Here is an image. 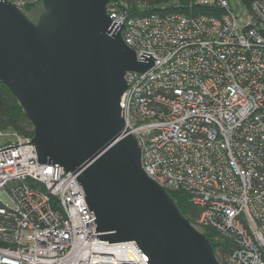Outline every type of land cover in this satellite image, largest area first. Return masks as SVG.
<instances>
[{
	"label": "built area",
	"instance_id": "obj_1",
	"mask_svg": "<svg viewBox=\"0 0 264 264\" xmlns=\"http://www.w3.org/2000/svg\"><path fill=\"white\" fill-rule=\"evenodd\" d=\"M6 1L30 19L43 10L42 0ZM195 5L212 12L134 16L109 0L138 61L156 59L125 76L126 126L147 176L199 210L194 227L221 262L264 264V0ZM2 136L13 140L0 145V264H148L134 241L97 239L82 186L39 163L33 137Z\"/></svg>",
	"mask_w": 264,
	"mask_h": 264
},
{
	"label": "water",
	"instance_id": "obj_2",
	"mask_svg": "<svg viewBox=\"0 0 264 264\" xmlns=\"http://www.w3.org/2000/svg\"><path fill=\"white\" fill-rule=\"evenodd\" d=\"M34 21L0 1V83L33 128L39 163L76 177L97 239L134 241L148 264H221L211 241L142 169L121 99L128 72L156 59L129 48L109 0H42ZM30 144V143H29Z\"/></svg>",
	"mask_w": 264,
	"mask_h": 264
},
{
	"label": "trees",
	"instance_id": "obj_3",
	"mask_svg": "<svg viewBox=\"0 0 264 264\" xmlns=\"http://www.w3.org/2000/svg\"><path fill=\"white\" fill-rule=\"evenodd\" d=\"M122 9H128L134 16L183 14L186 16L210 14L209 9L195 5L196 0H119ZM261 0H239L240 4L249 8L253 3ZM192 4V5H191ZM143 9H139V6ZM33 12V10H28ZM0 131L15 132L20 135L33 137V128L28 122L23 108L11 91L0 83ZM181 213L190 221L192 225L199 217V210L191 205L185 196L172 194ZM207 237V235H206ZM209 238V237H207ZM218 261L221 259L217 255V245L212 243ZM224 251V250H223ZM225 253V251H224Z\"/></svg>",
	"mask_w": 264,
	"mask_h": 264
},
{
	"label": "rangeland",
	"instance_id": "obj_4",
	"mask_svg": "<svg viewBox=\"0 0 264 264\" xmlns=\"http://www.w3.org/2000/svg\"><path fill=\"white\" fill-rule=\"evenodd\" d=\"M229 2H230V5L232 6V8L234 10H236L237 6H239V4H240L239 0H229ZM243 10L244 9L241 6V11L239 13H237V14L241 15ZM38 15H39L38 12L33 13L31 19L35 21L37 19ZM6 133L8 134V132H6ZM11 140H13V137H7V136L4 137V136H2V137H0V145H3V144H5V143H7L8 141H11ZM194 225H196V223H194ZM223 264H227V262L224 260Z\"/></svg>",
	"mask_w": 264,
	"mask_h": 264
}]
</instances>
